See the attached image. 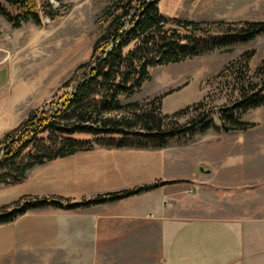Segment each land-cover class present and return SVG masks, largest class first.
<instances>
[{
  "label": "trees",
  "instance_id": "trees-1",
  "mask_svg": "<svg viewBox=\"0 0 264 264\" xmlns=\"http://www.w3.org/2000/svg\"><path fill=\"white\" fill-rule=\"evenodd\" d=\"M63 3V0H56ZM162 0H121L110 12L106 32L94 45L90 62L80 65L55 98L33 111L0 143V186L23 182L27 172L49 162L96 148L162 150L177 138L217 132L248 130L243 121L250 110L264 106V60L251 75L252 53L229 64L239 99L222 110L220 127L214 125L204 103L173 115L163 114L162 96L144 103H124L150 79V70L179 63L210 51H223L264 34V21L219 24L185 22L161 13ZM48 0H0L2 14L14 28L33 20L41 24L50 14ZM186 119L185 123H180ZM115 135L123 138L116 139ZM155 182L137 189L108 193L89 200L42 197L23 204L17 201L1 210L0 225L15 221L29 211L45 208L73 211L92 205L140 195L167 184ZM16 205V206H15ZM12 207V208H11Z\"/></svg>",
  "mask_w": 264,
  "mask_h": 264
},
{
  "label": "rangeland",
  "instance_id": "rangeland-1",
  "mask_svg": "<svg viewBox=\"0 0 264 264\" xmlns=\"http://www.w3.org/2000/svg\"><path fill=\"white\" fill-rule=\"evenodd\" d=\"M48 2L51 13L42 15L41 24L30 20L23 22L20 28H14L0 14V143L8 132L17 129L33 111L42 109L53 100L60 87L72 79L80 65L90 62L92 49L106 32L111 20L110 12L121 0ZM159 8L165 16L206 24V28H219L220 31L225 27L219 24L264 21V0H162ZM246 53L253 54L250 74L254 75L264 60V34L229 50L210 51L179 63L155 67L150 70V79L136 93L130 97L121 96V100L124 103H144L162 96V112L168 115L204 103L205 109L210 110L214 125L220 127L222 110L233 106L239 99L235 91L238 80L231 76V71H227L226 67ZM243 121L253 126L245 131L228 133L212 129L205 134L189 135L172 141L174 146H170L162 156H176L183 161L178 162L177 171L163 172L162 181L184 180L176 183L175 188L179 191L184 189V193L190 194L187 195L191 198L189 203L216 207V197L211 201L206 200L205 191L209 190L215 196L221 195L218 170L224 158L220 149L242 146L241 153L236 154L231 149L225 156L237 157L236 162L242 163L241 157L246 151L244 145L254 140L257 144L255 165H264L261 159L264 158V106L244 114ZM185 122L186 119L180 120V123ZM114 138L121 139L123 136L115 135ZM201 156L204 163H210L213 171L206 189L193 184V171L187 164L190 160L195 163ZM84 158L88 160V157ZM203 167L206 168L205 164L200 165V168ZM81 175L88 176L87 165L81 166L64 159L37 166L27 172L25 181L0 186V213L17 201L23 204L42 197H64L65 186L76 180L80 183ZM197 176L200 177L201 172H197ZM255 185L264 187V182ZM243 202L244 205L251 204L250 223L257 252L251 264H264V188H254L250 197L241 199L240 204ZM168 203L171 205L172 202Z\"/></svg>",
  "mask_w": 264,
  "mask_h": 264
},
{
  "label": "crops",
  "instance_id": "crops-1",
  "mask_svg": "<svg viewBox=\"0 0 264 264\" xmlns=\"http://www.w3.org/2000/svg\"><path fill=\"white\" fill-rule=\"evenodd\" d=\"M170 146L174 144L162 150L99 147L65 158L87 165L88 176L67 184L63 195L79 202L155 182L184 181L161 179L163 172L177 171L183 161L163 157ZM244 146L242 163L236 162L237 157H225L231 149L241 153L242 146L220 149L221 195L205 191L206 200L216 197V207L189 203L190 194L179 191L175 183L73 211H29L0 225V264H251L257 254L251 204L240 201L249 198L254 188H264L255 185L264 182V165H255L254 140ZM187 164L193 184L206 189L213 173L210 163L201 156ZM201 164L206 166L203 171Z\"/></svg>",
  "mask_w": 264,
  "mask_h": 264
},
{
  "label": "water",
  "instance_id": "water-1",
  "mask_svg": "<svg viewBox=\"0 0 264 264\" xmlns=\"http://www.w3.org/2000/svg\"><path fill=\"white\" fill-rule=\"evenodd\" d=\"M201 171H203L204 169L203 168H200Z\"/></svg>",
  "mask_w": 264,
  "mask_h": 264
},
{
  "label": "built area",
  "instance_id": "built-area-1",
  "mask_svg": "<svg viewBox=\"0 0 264 264\" xmlns=\"http://www.w3.org/2000/svg\"><path fill=\"white\" fill-rule=\"evenodd\" d=\"M168 202V201H167Z\"/></svg>",
  "mask_w": 264,
  "mask_h": 264
}]
</instances>
